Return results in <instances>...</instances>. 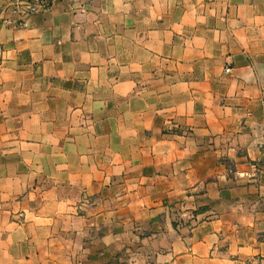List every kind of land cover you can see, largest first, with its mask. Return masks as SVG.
Wrapping results in <instances>:
<instances>
[{
    "label": "crops",
    "instance_id": "0c3cea01",
    "mask_svg": "<svg viewBox=\"0 0 264 264\" xmlns=\"http://www.w3.org/2000/svg\"><path fill=\"white\" fill-rule=\"evenodd\" d=\"M21 1L0 264H264V0Z\"/></svg>",
    "mask_w": 264,
    "mask_h": 264
},
{
    "label": "built area",
    "instance_id": "2783aa9c",
    "mask_svg": "<svg viewBox=\"0 0 264 264\" xmlns=\"http://www.w3.org/2000/svg\"><path fill=\"white\" fill-rule=\"evenodd\" d=\"M60 0H23L16 3L13 8V13L18 18L17 26L26 28L29 20L38 14L45 13L53 8ZM227 69L226 72H230Z\"/></svg>",
    "mask_w": 264,
    "mask_h": 264
}]
</instances>
